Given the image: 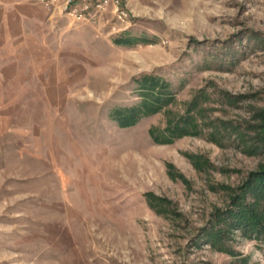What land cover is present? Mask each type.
<instances>
[{
	"label": "rangeland",
	"instance_id": "374dc122",
	"mask_svg": "<svg viewBox=\"0 0 264 264\" xmlns=\"http://www.w3.org/2000/svg\"><path fill=\"white\" fill-rule=\"evenodd\" d=\"M30 1L63 19L38 41L0 31V264H264L263 239L234 229L224 253L207 236L264 165L248 150L264 111V0H121L128 26L112 7L81 22L63 0ZM144 75L176 100L121 128L111 115L141 105ZM195 101L202 134L155 143L150 129ZM148 193L168 203L154 210Z\"/></svg>",
	"mask_w": 264,
	"mask_h": 264
},
{
	"label": "trees",
	"instance_id": "16d2710c",
	"mask_svg": "<svg viewBox=\"0 0 264 264\" xmlns=\"http://www.w3.org/2000/svg\"><path fill=\"white\" fill-rule=\"evenodd\" d=\"M116 43L132 45L133 41L122 39ZM136 83L139 84L142 91L141 105L118 109L111 115L121 128L136 126L141 118L162 112L165 107L173 104L176 100L175 95L169 90V85L159 77L144 75L141 79L136 80ZM197 106L198 102H193L184 116L175 119L174 114L168 112L167 127L163 132L155 127L150 129L149 133L153 141L161 145H171L183 137L200 136L202 129L195 115ZM260 117L262 121L260 134H258L253 147L248 148L249 152H252L256 146L264 150V111ZM211 138L216 140L217 136L212 135ZM188 157L196 165L203 163V160L198 156L188 155ZM169 169L174 170L172 166H169ZM179 177L183 178L181 175ZM145 196L150 207L154 210H157L162 204L168 203L167 199L153 193H148ZM248 197L253 201L249 202ZM230 199L231 206L229 208L216 211L213 221L217 219L218 223L207 229L210 244L224 253H233L229 247H226L225 237L234 229L242 230L248 237L254 235L255 238L264 240V165L260 171L251 174L247 182L239 187ZM220 224L223 227H220Z\"/></svg>",
	"mask_w": 264,
	"mask_h": 264
},
{
	"label": "crops",
	"instance_id": "0c3cea01",
	"mask_svg": "<svg viewBox=\"0 0 264 264\" xmlns=\"http://www.w3.org/2000/svg\"><path fill=\"white\" fill-rule=\"evenodd\" d=\"M59 18L60 16L50 15L43 6L30 0H0V31H37L35 36L38 41L41 31H49L48 25H54ZM62 19L61 17L60 20Z\"/></svg>",
	"mask_w": 264,
	"mask_h": 264
},
{
	"label": "built area",
	"instance_id": "2783aa9c",
	"mask_svg": "<svg viewBox=\"0 0 264 264\" xmlns=\"http://www.w3.org/2000/svg\"><path fill=\"white\" fill-rule=\"evenodd\" d=\"M59 0L43 1L46 7L57 4ZM62 12L75 21H89L102 16L112 7L116 20L123 26L130 23L129 12L123 7L121 0H63L59 4Z\"/></svg>",
	"mask_w": 264,
	"mask_h": 264
}]
</instances>
